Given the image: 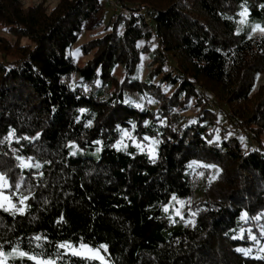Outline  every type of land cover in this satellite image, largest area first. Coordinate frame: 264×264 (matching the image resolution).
<instances>
[{
	"label": "trees",
	"instance_id": "1",
	"mask_svg": "<svg viewBox=\"0 0 264 264\" xmlns=\"http://www.w3.org/2000/svg\"><path fill=\"white\" fill-rule=\"evenodd\" d=\"M117 1L127 12L114 13L112 26L80 47L95 51L79 67L66 50L100 0H59L50 11L44 3L24 8L22 0H0V22L33 44L10 58L9 49L0 50V172L10 182L23 175L33 193L24 214L0 210V245L56 259V244L82 239L106 245L111 264H264V148L245 145L210 104L223 102L248 136L257 140L264 131V95L242 116L234 106L251 97L264 68V35L251 28L264 26V0ZM138 3L152 8L136 12ZM142 54L153 68L139 79ZM72 73L81 85L68 83ZM133 124L134 139L122 140L120 130ZM144 137L158 142L154 159L136 146ZM70 144L101 151L97 159L72 155ZM17 156L43 166L22 171ZM193 161L214 167L189 168ZM199 172L207 187L183 208L184 219L165 212L172 196L195 194ZM245 212L247 222L240 220ZM36 235L47 236L43 249L31 241ZM56 264L103 263L67 253Z\"/></svg>",
	"mask_w": 264,
	"mask_h": 264
},
{
	"label": "rangeland",
	"instance_id": "2",
	"mask_svg": "<svg viewBox=\"0 0 264 264\" xmlns=\"http://www.w3.org/2000/svg\"><path fill=\"white\" fill-rule=\"evenodd\" d=\"M58 1L59 0H22L24 8H28L30 6L37 4V3H44V5L48 9V11L52 10L53 7L58 3ZM100 1H101V7H100V10L98 11V13L92 15L83 24L82 31L80 32L77 40L75 41V43H73V45H71V47H69L66 50V54L68 56H70L72 58V60L74 61V63L79 67L84 66L85 63L89 59L92 58L93 53L95 51V50H91L89 53L83 54L80 47L82 45H86V43H88V41L102 36L106 32V27H107L106 25L112 26V24L114 23V17H115L114 15L116 13H126L127 12V8L123 5H121L117 0H100ZM151 5L152 4H150V3H147V4L138 3V4H135L133 6L135 7L136 12L142 11L144 13V12H147V10L152 8ZM145 15L148 16L147 13ZM254 33L264 35V32H261L259 30L255 31ZM32 46H33V44L31 43V41L29 39H27L26 37H18L16 35H14L9 26L0 22V50L3 48L9 49V52L4 54V55H8L7 58L18 55L19 48H24V50H26L28 48H31ZM77 50H79V51L77 52ZM1 53H0V55H2ZM151 68H153V67H150V65H149V58L146 56V54H142L141 60L137 66V75L136 76L139 79L145 78L147 76V74L149 72H151ZM113 74L118 79L122 78V76H123L122 66L121 65L116 66L113 70ZM68 80H69L68 83L70 85H81V83L77 82L79 80V77L75 73H72L69 76ZM200 82H201L200 85L203 89L206 90V88H207V90H208L209 88H211L212 90H215L214 87L210 83H207L205 81H200ZM263 95H264V68L258 75H256L254 90H253L251 97L246 102H242L241 104H234L236 112H238L239 115H241V116L243 113H248L250 110H252L255 101L258 100ZM192 103L193 102H190L189 107L185 111H183L184 114L189 115L192 113V111H193V109L191 107ZM215 103H217L218 105H216ZM215 103L211 102L210 104L214 110L218 111L221 114V115H219V118L222 120V122L225 125L233 128V129L235 128L236 131H238L242 134L243 143L245 145L251 146L253 148H256L259 146L264 148V131L261 132V134L257 140L251 135L248 136L247 132H246L247 128L244 125H240L238 123V121L232 123V121L228 118L227 114H225L223 109H226V107L224 104H222L223 102H221V101L218 102L215 100ZM128 131L132 135L133 128L128 129ZM124 138H127V137H124ZM132 138H133V136H132ZM134 143H136L135 140H134ZM140 144L142 147H143L142 144H144V147H145L144 150H146L147 154L150 155L149 154L150 150L154 149V151H155L158 142L153 144L152 140L149 139L147 143H144L142 141ZM97 148L98 147H95L93 150L78 149L77 148V149H75V151L77 152V150H79L78 151L79 153H82L85 156H89V157H93L94 159H97L99 157L101 147H99L100 148L99 152L96 151ZM212 171H213V168L211 169L209 179L210 178L213 179L214 174ZM197 178H198L196 180L197 191L195 192V194L192 197L187 198V199H182V201H184L183 207H181L180 204H177L173 200H172L171 204L167 205L169 209H172L174 214H175L176 209H180V211L182 213L183 208L185 206H190L192 203L196 202L200 198V196H199L200 192L199 191L206 189L207 186L204 183L205 180L203 177V173L199 172L197 175ZM17 206L19 207V205H17ZM78 243H73V244H78ZM99 246H90V247L99 248ZM11 249L6 250V251L4 250V252L8 253L11 251ZM20 250H22V249H20ZM68 254H70V253H68ZM99 255L101 257H103V260H98L99 262H101L103 264H111L110 260L107 257V251L101 249L99 252ZM15 259H21V258L9 257L6 264H11V261L15 260ZM23 259L27 260V258H23ZM52 259H54V258H52Z\"/></svg>",
	"mask_w": 264,
	"mask_h": 264
},
{
	"label": "snow or ice",
	"instance_id": "3",
	"mask_svg": "<svg viewBox=\"0 0 264 264\" xmlns=\"http://www.w3.org/2000/svg\"><path fill=\"white\" fill-rule=\"evenodd\" d=\"M238 16L240 19L237 21L239 24H248L247 16L248 12L245 8L241 12L238 13ZM252 31L255 32L257 30L264 32V26L256 24L251 26ZM242 29H238L237 34H239V31ZM251 38V37H250ZM79 50H77L78 52ZM99 83V82H97ZM87 90V88H85ZM127 103H134L131 99L126 101ZM154 101L149 100V103H153ZM135 107L142 109L143 104L141 103H135ZM81 113L85 112L86 109H80ZM91 124V121H89V125ZM136 125L133 124L132 128L135 129ZM122 133V140L124 137L132 138L131 133L126 129L120 130ZM15 131L12 130L8 133V136L5 139H11L14 137ZM21 139H28V137H22ZM149 137H144V140H149ZM122 140L117 142L116 147L122 146ZM97 144H100V141H96ZM153 144L157 143V141H152ZM126 147V145H123ZM138 148H140L141 151H144V148L140 145H136ZM69 147L73 148L74 151L71 153L72 155L76 154L75 149H77V146L75 144H70ZM97 152L100 151V148L98 147L96 149ZM150 156L154 159L155 157V151L154 149L150 150L149 152ZM16 159L19 161V164L17 165L22 171L25 169H40L43 165L35 161L32 157H23V156H17ZM189 168H192L193 166H202V167H214L212 165H199L198 162L193 161L191 164L188 165ZM42 175V173H41ZM32 190L30 186H27L25 184V179L23 175L20 176V178L15 182H10V178L7 176L6 173L0 172V210L4 212H8L11 215L15 216L18 213L24 214L26 208L28 207L27 201L32 198ZM173 201H175L177 204H180L181 207L184 205V201L178 200L176 196H172L171 198ZM19 205V207L17 206ZM169 208L168 206H165L164 211L168 212ZM175 215L180 217V219H184L180 209H176ZM261 216H264V213L261 214ZM261 216L252 217L254 220L261 219ZM248 214L242 213L240 216V220L247 222L248 220ZM244 230L241 229V236L243 235ZM251 232V230H249ZM261 235L264 236V225H261ZM237 238V237H233ZM250 239L256 240L257 237L255 235H250ZM31 241H35V247L43 249L45 243H49L47 236H41L36 235L31 238ZM30 241V243H31ZM57 249V257L56 259L52 258H42L44 257L43 252L38 253H30L29 251H23L20 250L19 246L13 247L10 252L5 253L3 250V245H0V264H6L9 257L12 258H27V260L34 262V264H56L57 259L62 257L64 254L70 253L73 256H80L84 258L85 260H103V257L99 255V252L101 249L107 250L106 245H100L99 248H92L90 247L86 242H84L82 239L79 241L78 244H73L71 241H63L55 245ZM64 250V252H60V250ZM238 251L243 252L245 255H248L251 252V249H238Z\"/></svg>",
	"mask_w": 264,
	"mask_h": 264
},
{
	"label": "built area",
	"instance_id": "4",
	"mask_svg": "<svg viewBox=\"0 0 264 264\" xmlns=\"http://www.w3.org/2000/svg\"><path fill=\"white\" fill-rule=\"evenodd\" d=\"M145 17H146V20L148 21V20H149V16H146V15H145Z\"/></svg>",
	"mask_w": 264,
	"mask_h": 264
}]
</instances>
